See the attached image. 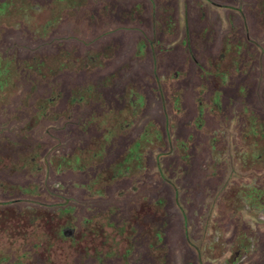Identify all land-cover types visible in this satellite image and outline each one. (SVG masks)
<instances>
[{"label":"rangeland","instance_id":"1","mask_svg":"<svg viewBox=\"0 0 264 264\" xmlns=\"http://www.w3.org/2000/svg\"><path fill=\"white\" fill-rule=\"evenodd\" d=\"M27 1L26 14L1 15L0 55L19 64L65 51L78 62H53L44 76L20 69L0 93V264H264V209L232 195L264 189V138L248 126L250 116L264 125V0H87L47 31L52 0ZM95 53L99 63L84 58ZM88 85L102 101L70 106ZM47 98L55 103L25 131ZM129 102L142 103L132 119ZM104 115L121 127L101 155L64 164L104 134ZM147 127L159 135L140 166L95 182ZM147 225L160 231L164 260Z\"/></svg>","mask_w":264,"mask_h":264},{"label":"trees","instance_id":"2","mask_svg":"<svg viewBox=\"0 0 264 264\" xmlns=\"http://www.w3.org/2000/svg\"><path fill=\"white\" fill-rule=\"evenodd\" d=\"M87 0H52V15L51 18L48 20V22L45 24L42 29L44 31H47L49 28L54 27L57 25L60 19V13L63 9H72V8H79L82 5L85 4ZM33 7L30 5V3L27 0H11L0 3V17L1 15H10L14 12V16H21L23 14H26L29 12ZM94 55V54H93ZM97 55L98 60L93 61L91 58L92 55H87L84 57L89 61V63H99V59L102 57L101 53H95ZM222 59V58H220ZM82 61V58H81ZM58 64L59 67H66L69 68L70 66H76V62H78V59L71 56L69 53L65 51H61L51 57H41V58H34L29 60H23L21 63L18 64L16 58H9L4 57L3 55H0V93L5 92L6 90H9L12 87V84L18 76V72L20 69L22 70H29L33 73H36L38 75L46 74L48 75V72L50 73L53 71L51 69V63ZM80 62V60H79ZM221 62V60L219 61ZM220 64V63H219ZM215 85L213 88V105L217 108L220 107L221 104V82L222 78H215ZM221 81V82H220ZM131 88V87H128ZM132 89V88H131ZM88 93H90L91 96H88ZM131 95V94H130ZM102 101L101 97L98 93V88L94 85H88L85 88H75L71 92V96L69 99V105L75 106V105H82L87 104L90 102H99ZM54 99L47 98L46 100H42L38 103V113L31 118L25 125L24 130L25 131H31L35 125L38 123L41 117L47 115L48 108L53 106ZM142 103L134 102L127 104L124 108V110L128 113V117L130 119L133 118V116H136V114L139 111V108ZM121 110L119 113L121 114ZM202 112L203 109L201 107ZM201 112V111H200ZM114 117V116H113ZM100 124L106 125L104 129V134L96 139H92V142L89 144V147L87 150H84L80 153H74L71 157H67L63 159V163L66 165H72L79 167L81 163H83L84 158H97L104 149V143L111 139L115 132L120 128L121 124L119 123V118L117 117H108V115H104L103 118L100 121ZM250 128L249 134H254L261 136V138H264V125L258 123L255 117L250 116L249 118V124ZM143 133L140 135L138 140H136L130 149L126 152V154L119 158L116 162H114L113 165H111L109 168L105 169L101 174H99L95 180L97 183H103V182H110L113 179L120 176L123 172L132 170L137 166H140V164L143 162V149L145 148V144L147 143L148 137L150 136H156L158 137L157 131H152L151 128L147 127L144 129ZM151 130V131H150ZM259 153L261 155H264V148L261 147ZM260 155V156H261ZM137 168V167H136ZM233 197L236 199H241L245 203L246 206H250V209L253 210H260V208L263 207L264 209V203H260L259 199L264 197V189L260 190L258 193L253 190L252 192L246 193L243 192L241 189L238 191H234L232 193ZM152 213L154 214L155 218L158 219V216H160L161 219L164 221L167 213L165 210V202L162 200H156L152 204ZM147 206V204H146ZM146 208V209H145ZM142 209L141 213L147 214V207ZM161 212V213H160ZM32 217L35 218V221L43 220L44 218H47V216H42L41 214L37 215L36 213L33 214ZM134 220H140L141 217L133 216ZM129 224L122 225L121 228H119V233L121 237L124 236V238H127V242L131 243V239L134 233L126 235L127 228L129 229ZM159 229L157 226H153L150 228V226L147 225L146 229L144 230V235L148 236L149 238V246L150 251L153 254H156V258L158 257L160 260H164L163 255H161L160 250V244H161V235L159 233ZM92 234H95L96 232L92 231ZM126 235V236H125ZM246 252H249L248 249H246ZM247 254V253H246ZM228 263V262H227ZM230 263V262H229ZM228 263V264H229Z\"/></svg>","mask_w":264,"mask_h":264},{"label":"flooded vegetation","instance_id":"3","mask_svg":"<svg viewBox=\"0 0 264 264\" xmlns=\"http://www.w3.org/2000/svg\"><path fill=\"white\" fill-rule=\"evenodd\" d=\"M11 214H12V221H14V208L11 210ZM92 231H94V230H92ZM62 236H63V238H66L67 237V232L64 230L63 232H62ZM14 237V236H13ZM86 236H84V238H85ZM95 238V237H97V236H95V234H92L91 235V238ZM108 239L110 240V237H108Z\"/></svg>","mask_w":264,"mask_h":264}]
</instances>
